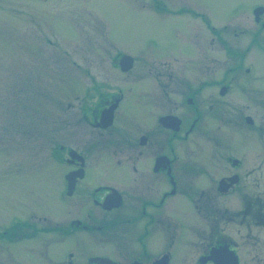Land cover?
Wrapping results in <instances>:
<instances>
[{"label": "flooded vegetation", "instance_id": "flooded-vegetation-1", "mask_svg": "<svg viewBox=\"0 0 264 264\" xmlns=\"http://www.w3.org/2000/svg\"><path fill=\"white\" fill-rule=\"evenodd\" d=\"M185 5L178 11L194 10ZM258 6L250 14L262 31ZM187 21L175 28V51L138 60L149 66L119 52L109 57L110 68L130 80L124 88L108 85L110 95L101 93L105 80L84 70L89 82L80 93V118L91 135L83 140L78 130L76 145L58 142L60 179H45L65 215H14L0 238L15 247L47 235L39 254L47 264H264V131L258 127L264 121L258 74L245 61L260 33L240 22L235 46L221 40L237 65L225 68L212 92L206 20ZM242 128L261 135L262 149L240 154L229 147L239 138L233 130ZM92 166L109 179L90 184ZM62 241L71 243L49 252Z\"/></svg>", "mask_w": 264, "mask_h": 264}, {"label": "rangeland", "instance_id": "rangeland-1", "mask_svg": "<svg viewBox=\"0 0 264 264\" xmlns=\"http://www.w3.org/2000/svg\"><path fill=\"white\" fill-rule=\"evenodd\" d=\"M157 2L0 0V232L14 215L24 217L31 211L55 218L65 215L64 204L47 191L45 179L51 183L60 179L61 170L51 157L54 144L76 145L78 130L83 140L91 135L92 127L80 118V93L89 82L84 70L106 81L103 94L113 83L124 88L130 80L111 69L108 58L119 52L136 58V66H149L147 60H138L150 53L166 56L175 51V28L190 22L187 20H206V81L212 83V92L225 68L237 65L232 50L226 52L221 40L235 46L240 19L246 28H258L257 49L245 61H251L258 74V115L264 121V29L255 26L250 14V6L264 0H164L160 3L167 4L165 12L153 9ZM185 2L193 3L194 10L178 11ZM251 38L245 39L250 42ZM101 93L98 99H102ZM258 127L264 131L261 122ZM233 131L239 138L229 147L235 152L242 154L250 146L262 149L256 131ZM107 178L99 167L90 168V184ZM47 237L39 234L14 247L4 235L0 238V264H19L15 258L21 264H47L39 255ZM70 243L54 242L49 252L55 255L60 245Z\"/></svg>", "mask_w": 264, "mask_h": 264}]
</instances>
